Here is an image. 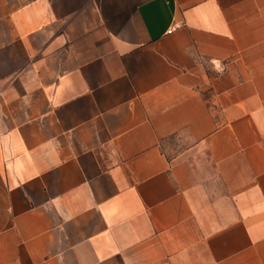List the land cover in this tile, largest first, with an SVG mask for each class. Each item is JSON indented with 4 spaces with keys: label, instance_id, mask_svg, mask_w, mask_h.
<instances>
[{
    "label": "crops",
    "instance_id": "obj_1",
    "mask_svg": "<svg viewBox=\"0 0 264 264\" xmlns=\"http://www.w3.org/2000/svg\"><path fill=\"white\" fill-rule=\"evenodd\" d=\"M0 264H264V0H0Z\"/></svg>",
    "mask_w": 264,
    "mask_h": 264
}]
</instances>
